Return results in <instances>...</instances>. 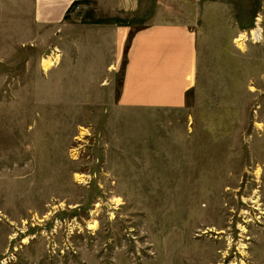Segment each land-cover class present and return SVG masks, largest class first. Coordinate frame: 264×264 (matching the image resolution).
Masks as SVG:
<instances>
[{
  "label": "rangeland",
  "instance_id": "obj_1",
  "mask_svg": "<svg viewBox=\"0 0 264 264\" xmlns=\"http://www.w3.org/2000/svg\"><path fill=\"white\" fill-rule=\"evenodd\" d=\"M115 1L48 24L0 0V264H264V0ZM160 12L196 74L171 105L124 101Z\"/></svg>",
  "mask_w": 264,
  "mask_h": 264
},
{
  "label": "crops",
  "instance_id": "obj_2",
  "mask_svg": "<svg viewBox=\"0 0 264 264\" xmlns=\"http://www.w3.org/2000/svg\"><path fill=\"white\" fill-rule=\"evenodd\" d=\"M77 1L81 0H34V17L42 23L58 24ZM129 1L119 0V5L115 1L114 11L135 10L136 0L134 4ZM169 19L160 12L149 28L134 36L125 71L124 101H145L146 106L171 105L188 89L186 79L197 70L194 37L187 24Z\"/></svg>",
  "mask_w": 264,
  "mask_h": 264
},
{
  "label": "bare ground",
  "instance_id": "obj_3",
  "mask_svg": "<svg viewBox=\"0 0 264 264\" xmlns=\"http://www.w3.org/2000/svg\"><path fill=\"white\" fill-rule=\"evenodd\" d=\"M250 35L252 37V40L255 41V43L258 42L260 39V31H251ZM246 42V35L245 34H240L238 38H236L235 43L238 45L239 48H242L244 46V43ZM51 65L50 60L45 61V66ZM51 67V66H50Z\"/></svg>",
  "mask_w": 264,
  "mask_h": 264
},
{
  "label": "trees",
  "instance_id": "obj_4",
  "mask_svg": "<svg viewBox=\"0 0 264 264\" xmlns=\"http://www.w3.org/2000/svg\"><path fill=\"white\" fill-rule=\"evenodd\" d=\"M75 3H76V2H74L73 4H75ZM73 4H72V5H73Z\"/></svg>",
  "mask_w": 264,
  "mask_h": 264
}]
</instances>
